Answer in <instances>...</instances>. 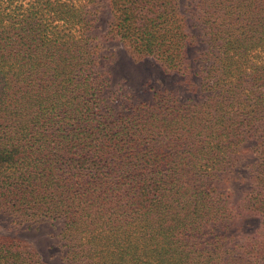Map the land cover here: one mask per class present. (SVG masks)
Returning a JSON list of instances; mask_svg holds the SVG:
<instances>
[{"label":"trees","instance_id":"1","mask_svg":"<svg viewBox=\"0 0 264 264\" xmlns=\"http://www.w3.org/2000/svg\"><path fill=\"white\" fill-rule=\"evenodd\" d=\"M94 2L0 0V213L59 227L63 264H264V0H199L205 81L165 87L97 72ZM109 5L106 38L191 76L180 0ZM51 260L0 233V264Z\"/></svg>","mask_w":264,"mask_h":264},{"label":"rangeland","instance_id":"2","mask_svg":"<svg viewBox=\"0 0 264 264\" xmlns=\"http://www.w3.org/2000/svg\"><path fill=\"white\" fill-rule=\"evenodd\" d=\"M180 2L189 18L190 31L198 39L197 45L191 48L188 54L192 69L190 77L166 74L162 66L151 58L136 61L121 43L106 38L111 22L110 0H95L88 8V19L92 22V29L89 34L95 39L96 43L100 44V53L98 56L99 67L97 72L104 74V78H107L108 81H133V83L137 81H157L163 87L165 85L160 81H196L197 83L198 81H205V72L210 65L207 58L210 43L208 40L209 35H207V31L201 23V10L198 7L199 0H180ZM249 147L246 146L245 149ZM239 169L244 172L245 176L241 177L240 179L242 180L240 181L245 186H248L249 179L254 172V158L251 153L248 152L246 154V159L240 165ZM256 221L254 218L246 220L244 229L242 228L237 236L244 233L245 230H253L251 226L256 224L254 223ZM18 222V220L7 214L0 213V233L10 235L18 234L28 238L33 244L39 247L40 245L43 246L45 256L49 260L52 259L51 262L54 264H63L61 263V251L55 247V245L61 246V243L53 238V235L60 233L59 227L56 228L45 224L43 226L41 225L40 231L35 233V230L29 231L25 230L24 227H20Z\"/></svg>","mask_w":264,"mask_h":264}]
</instances>
